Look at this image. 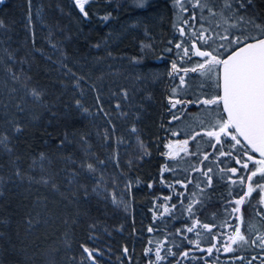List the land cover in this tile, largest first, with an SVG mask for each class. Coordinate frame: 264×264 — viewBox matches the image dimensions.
I'll use <instances>...</instances> for the list:
<instances>
[{"label": "trees", "instance_id": "16d2710c", "mask_svg": "<svg viewBox=\"0 0 264 264\" xmlns=\"http://www.w3.org/2000/svg\"><path fill=\"white\" fill-rule=\"evenodd\" d=\"M174 3L89 0L87 15L76 0L0 3V139L7 137L0 144V264H262L264 192L243 205L249 242L233 254L205 255L199 247L212 246L214 234L234 222L233 198L246 187L234 191L229 171L218 178V167L203 175L209 140L195 138L183 160L165 159L173 132L190 139L225 118L221 106L199 102L220 94V77L190 71L184 86L172 64L202 62L193 43L226 58L235 50L227 41L204 44L193 33L238 31L229 28L235 19ZM208 3L219 13L223 0ZM241 14L264 24V0ZM181 42L191 58L176 48ZM174 99L195 106L178 111Z\"/></svg>", "mask_w": 264, "mask_h": 264}, {"label": "snow or ice", "instance_id": "6c2138e0", "mask_svg": "<svg viewBox=\"0 0 264 264\" xmlns=\"http://www.w3.org/2000/svg\"><path fill=\"white\" fill-rule=\"evenodd\" d=\"M3 0H0L2 3ZM80 11L87 15L84 12L85 3L87 0H76ZM183 0H178V3H182ZM253 0H223V5L219 13L213 11L209 7L208 0H194L193 6L198 8H208V11L211 15L216 16L220 15L225 22H229L235 19L236 23H230L229 28L238 29L237 32H232L225 30L223 34L217 33L215 37L205 36L203 32L193 33L197 39L202 40L204 44H207L209 40H214L218 38L221 41H227L229 46L235 48L234 51H231L227 58L221 59L222 55L217 51V49L201 50L200 47H197L195 43L191 45V48L194 49L192 53L195 56L201 58H208L204 62H198L195 67L184 68L178 67L176 63L172 64V69L175 73L179 74L181 71L184 73L188 72H197L203 70L205 74L217 75L222 79V84L217 82V87H222L223 95L213 96L209 95L207 99L199 101L204 105H217L219 107L221 104L223 106V111L227 113V117H221L219 121L210 126V129L205 132L210 138L215 139L216 143H221V137H230L232 141H235L236 145H240L239 152L241 155L247 152L248 146L251 147V150L258 152L262 158H264V24H257L255 19L252 17H247L243 14L237 15L240 9H245L248 5L252 4ZM237 4L238 7L233 9V5ZM139 6H143L141 3ZM225 11L229 12L230 15L225 16ZM106 19V18H105ZM244 24H251L256 30L257 34H254L243 27ZM4 27L3 21H0V28ZM180 33L184 34V29H180ZM251 41V42H249ZM182 43H177L176 48L181 49L184 56L189 58V47H182ZM218 48H225L226 46L221 43L217 46ZM171 51V49H169ZM216 53V54H214ZM222 74V75H221ZM13 79L19 80L15 74H13ZM180 84H184V77L180 76ZM27 87V85H24ZM35 99H39L41 93L35 89H32L29 93ZM127 96V93H124ZM180 103L179 100L172 103V107L175 108L176 104ZM79 106V101H77ZM119 108L120 106L117 105ZM87 111V109H85ZM19 131L20 129H16ZM231 130V131H230ZM133 132L136 131L135 128L132 129ZM176 133L173 132V135ZM196 135H200L199 132ZM242 137L247 144L241 145L240 139ZM195 139V136L192 137ZM7 140V137L0 139V144L4 143ZM187 141H183V145H186ZM169 147H173L169 145ZM181 150L186 151V148ZM221 155L225 153L221 150ZM231 155V152L227 153ZM207 159V157H205ZM248 161H252L255 166L253 169L249 170V174L241 176L239 183L241 185H246L247 192L240 193V199H237L235 203L237 205H242L245 202V198L250 196L253 191L259 189L261 192H264V159L254 160L251 155L247 157ZM236 163L241 165V168L248 169V162H244L240 159L236 160ZM87 168L90 171H94L93 165L88 164ZM208 172L212 171L211 168L207 170ZM228 171L235 174L237 172L236 168H231ZM259 174L261 177L259 180L252 183L254 177ZM19 175V173H17ZM203 175L207 176V172H204ZM2 179V178H0ZM208 183H211V178L208 177ZM237 183V181H233ZM191 211V209H189ZM233 211L240 212V208H234ZM238 219L241 220L243 224V216L241 214ZM227 222V221H226ZM204 228H209L207 224L202 225ZM151 231V229H149ZM188 231H193L190 227ZM211 231V229H209ZM199 235V233H197ZM258 240H261L264 243V236L257 237ZM230 240L233 244L238 242L248 243V239L245 234L234 227L233 235L230 236ZM255 243V241H252ZM232 249H229L231 251ZM86 252L89 250L86 248ZM127 251V249H125ZM151 251V250H150ZM212 249L209 248L208 252L211 253ZM91 256L92 253L89 252ZM187 255V253H185ZM157 259H161L159 252H156ZM242 259V257H241Z\"/></svg>", "mask_w": 264, "mask_h": 264}, {"label": "flooded vegetation", "instance_id": "af4514ba", "mask_svg": "<svg viewBox=\"0 0 264 264\" xmlns=\"http://www.w3.org/2000/svg\"><path fill=\"white\" fill-rule=\"evenodd\" d=\"M193 1L194 0H183V2L181 4H186L188 6H193ZM175 4V3H174ZM185 12H188L187 10ZM192 20H196L195 16L193 15L192 17ZM181 76L184 77V84L182 85H186V79H187V75L188 73H184V72H180L179 74H181ZM173 74H177L173 71ZM177 74V75H179ZM220 82H221V79H220ZM219 91H220V94L221 95V88L219 87ZM217 95V96H219ZM178 99H174V100H171V104L174 103L175 101H177ZM204 100V99H203ZM180 103L176 104L175 108L173 109H176L178 111H180V109H182L183 107L185 108H190L191 106H195V104L192 103V101H181L179 100ZM202 101V100H201ZM210 107H214L216 105H209ZM222 107V105H220ZM226 118V116H225ZM208 131V130H200L199 133L200 135H197L195 138H202V139H205V140H209L211 141V144H210V147L207 148L206 152L203 153V159L202 161L200 162V169L203 170V173L204 172H207V176L209 173H211L213 170L214 167H218V174H217V177L218 178H224L225 176V172L228 171L229 169L231 168H236L237 169V172L235 174L231 173L229 171V176H227V181L231 183L232 185V188L234 191H236V189H241V188H244L246 187V185H241L239 183V179L241 176H244L245 174V170L243 168H241V165L236 163V160L237 159H240L242 161H248L247 160V157L249 155H251L254 158H257V159H264L262 157H260L258 154H256L254 151L251 150V148L248 146V149H247V152L243 155L240 154L239 152V149H240V145H236L235 144V141H232L230 137H221V143H216L215 139L213 138H210L208 137L207 135H205V132ZM231 131V130H230ZM238 139H240V142H241V145H246V143L240 138L238 137ZM187 141V144L186 145H183V141ZM196 140L193 139V138H190V139H184V138H181L180 135L178 133H176L175 135H173L172 138H169L167 144H166V153H165V159L167 162H178L180 160H183L184 158H186L185 154H189L190 151H191V147H192V144L195 142ZM191 143V144H190ZM169 145H172L173 147H169ZM182 148H186V151L184 150H181ZM221 150L225 153V155H221L220 152ZM228 152H231L232 154L231 155H228L227 153ZM205 157H207V159H205ZM207 164H212L213 166L211 167H208L207 169H205L204 167L207 165ZM224 165H228V169H223V166ZM211 168L212 171L208 172L207 170ZM252 168H250L251 170ZM239 174V176H237ZM259 177V174L253 178L252 180V183L254 180H256L257 178ZM211 183L207 185V187H210L213 182H214V179L213 177H211ZM233 181H237V183H233ZM254 184V183H253ZM247 188V187H246ZM194 189H197V190H204L205 188L198 182H195V185H194ZM258 190V189H257ZM254 192L253 191L251 193L250 196H247L246 198H250L251 196H254ZM245 198V200H246ZM237 199H240L239 198H233V202L235 203V200ZM262 213H264V194H262ZM198 200L196 199L194 201L195 204H197ZM194 207V205H192L190 208L192 209Z\"/></svg>", "mask_w": 264, "mask_h": 264}, {"label": "rangeland", "instance_id": "374dc122", "mask_svg": "<svg viewBox=\"0 0 264 264\" xmlns=\"http://www.w3.org/2000/svg\"><path fill=\"white\" fill-rule=\"evenodd\" d=\"M88 1L89 0H87V3H88ZM141 2H144V1H146V0H140ZM87 3H85V5L87 4ZM193 3H194V1H193ZM78 5V4H77ZM175 5L177 6V7H179V8H182V7H184V5H186V4H181V3H178V0H175ZM187 11H188V9H186ZM218 19H221V17H218ZM189 21V20H188ZM187 24H188V22H186ZM184 29V28H183ZM184 34H185V29H184ZM182 35V36H185V35ZM206 36V35H205ZM202 41V40H201ZM195 56V55H194ZM208 58H202V62H204L205 60H207ZM180 76L182 75V73L181 74H179ZM15 91V90H14ZM23 101H24V105H25V107L26 108H28V106H27V103H26V101H25V99L23 98ZM7 104L9 105V106H11V104H9L8 102H7ZM188 155H190V154H185V156L187 157ZM204 156V155H203ZM254 160H259V159H257V158H254ZM244 162H248V169H244L245 170V174H244V176L246 177L248 174H249V170H250V168H254V167H258V166H255L254 164H253V162L252 161H245L244 160ZM237 176H239V174L237 175ZM246 190H247V188H246ZM236 201V200H235ZM245 203V202H244ZM244 203L242 204V205H237L236 203H234V207H233V209L234 208H240V212H235V211H233V214H234V217H233V219H235L234 220V222H232V223H230V224H227L226 226H225V229H223V231H221L220 232V230H219V233H216V234H214V244L212 245V246H210V247H204V246H201V247H199V250H201V251H205V255H210V254H213V252L216 254V255H220V254H233L234 252H236L238 249H239V246L240 245H242V243L243 242H238L237 244H233L232 242H231V240H230V236H232L233 235V232H234V227L236 228V229H238L239 231H241L243 234H244V232L242 231V229H241V227H242V223H241V220L240 219H238V217H240L241 216V214H242V211H243V205H244ZM170 210V208H166V210H165V212H168ZM232 219V220H233ZM193 227H199V223L196 221L195 223H194V225H193ZM257 227V226H256ZM216 227H212V228H210L211 230H214ZM209 230V229H208ZM222 235H223V237H222ZM247 237V236H246ZM248 239V238H247ZM260 244H264V243H262V241L260 240ZM161 247H162V243H161V245H160ZM209 248H211L212 249V251H211V253H209L208 252V249ZM229 249H232L231 251H229ZM193 252V251H192ZM187 253V252H186ZM159 255H160V257H162V254L161 253H159ZM232 257H234L235 258V256H231V258ZM240 258L242 257V255H240L239 256ZM255 258H257V257H255ZM261 259V258H260ZM261 262H262V264H264V255H263V258H262V260H261Z\"/></svg>", "mask_w": 264, "mask_h": 264}, {"label": "water", "instance_id": "95a60500", "mask_svg": "<svg viewBox=\"0 0 264 264\" xmlns=\"http://www.w3.org/2000/svg\"><path fill=\"white\" fill-rule=\"evenodd\" d=\"M251 42V41H250ZM196 44V43H195ZM196 46L197 47H200L198 44H196ZM201 48V47H200ZM201 50H203L202 48H201ZM193 51H194V49H193ZM198 57V56H197ZM199 58H201V57H199ZM227 58V57H226ZM222 75V74H221ZM221 84H222V79H221V82H220ZM221 88V95H223V90H222V87H220ZM222 105V104H221ZM222 109H223V106H222ZM223 113L225 114V116L227 117V113L226 112H224L223 111ZM246 144H247V142L242 138V137H240ZM250 147V146H249ZM251 148V147H250ZM256 154H258L259 156H260V154L258 153V152H255ZM261 157V156H260ZM209 226V228H207V229H210V228H212V227H214V226H212V225H208Z\"/></svg>", "mask_w": 264, "mask_h": 264}]
</instances>
